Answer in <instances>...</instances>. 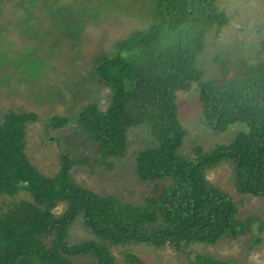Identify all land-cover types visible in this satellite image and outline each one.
Returning a JSON list of instances; mask_svg holds the SVG:
<instances>
[{"label":"trees","instance_id":"obj_1","mask_svg":"<svg viewBox=\"0 0 264 264\" xmlns=\"http://www.w3.org/2000/svg\"><path fill=\"white\" fill-rule=\"evenodd\" d=\"M152 23L135 29L99 60L95 75L109 90L107 104L91 102L75 120L93 153L78 161L61 157L60 171L46 176L27 154V126L38 120L33 111H10L0 122V196L21 191L32 200L0 209V264H80L89 256L99 264H115L112 249L127 241H147L157 247L186 251L193 243H216L223 237H247L257 217L240 218L238 206L222 190L207 182L208 169L225 160L238 171V190L264 197V60L253 63L217 55V75L202 86L208 123L226 131L246 123L230 144L212 151L194 148V158L179 154L187 130L179 119L178 93L190 90L204 73L197 56L211 32L219 36L229 23L218 0H156ZM264 54V39L260 44ZM68 119L52 118L61 128ZM148 125L154 147L136 154L141 182L171 179L157 185L136 205L118 194L101 195L80 185L73 165L94 171L114 170L123 158L131 128ZM66 204L56 213L60 204ZM82 216L98 242L71 245L69 226ZM258 231H255V235ZM259 242V241H258ZM127 264H148L127 253ZM189 264H235L190 252Z\"/></svg>","mask_w":264,"mask_h":264},{"label":"rangeland","instance_id":"obj_2","mask_svg":"<svg viewBox=\"0 0 264 264\" xmlns=\"http://www.w3.org/2000/svg\"><path fill=\"white\" fill-rule=\"evenodd\" d=\"M155 1L0 0V122L10 111L38 114V120L27 126L26 150L46 176L60 171L65 154L78 161L93 153L94 147L87 143L75 120L85 105L107 104L109 90L99 81L95 69L101 58L114 51L119 40L152 23ZM218 5L227 13L229 23L219 36L214 32L208 35L205 50L197 56L196 64L204 73L201 81L190 90L180 91L177 97L179 119L187 130L179 154L188 159L194 158L198 145L210 152L250 132L246 123H236L226 131L211 126L205 115L201 84L217 75V55L253 63L264 60L260 49L264 39V0H218ZM54 116L64 117L68 123L54 128ZM128 138L126 155L113 160L114 170L94 171L76 163L71 169L72 177L101 195L118 194L136 205L143 204L155 186L171 184V179L141 182L137 176L136 154L155 146L150 127H133ZM205 178L238 206L240 218L257 217L247 237L193 243L186 251L157 247L147 241H127L112 249L115 264H127V253L142 257L148 264H189L190 252L235 264H264V197L238 190L237 167L230 160L208 169ZM21 200L32 197L27 191L14 197L0 196V209ZM65 208L66 204H60L56 213ZM67 241L80 245L98 242V238L79 216L69 226ZM76 260L80 264H99L89 256Z\"/></svg>","mask_w":264,"mask_h":264}]
</instances>
